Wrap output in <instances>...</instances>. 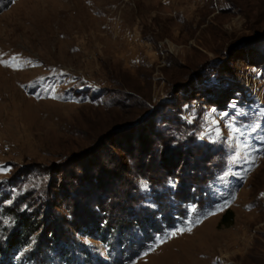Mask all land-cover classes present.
Here are the masks:
<instances>
[{"label":"rangeland","instance_id":"obj_1","mask_svg":"<svg viewBox=\"0 0 264 264\" xmlns=\"http://www.w3.org/2000/svg\"><path fill=\"white\" fill-rule=\"evenodd\" d=\"M0 169V264H264V0H0Z\"/></svg>","mask_w":264,"mask_h":264},{"label":"trees","instance_id":"obj_2","mask_svg":"<svg viewBox=\"0 0 264 264\" xmlns=\"http://www.w3.org/2000/svg\"><path fill=\"white\" fill-rule=\"evenodd\" d=\"M138 152L140 153V155H139V157H137V159L135 160V164H137L139 167H138V171L140 172H150L151 174H155V173H157L158 171H157V169L159 168V165L157 164V161L156 160H154V159H147V157H145V155H143L144 153H141L140 152V150H138ZM116 167H119L118 165L117 166H113L112 168H113V171L114 172H125V170H124V168H121V169H119V170H117L116 171ZM116 168V169H115ZM156 171V172H155ZM160 172L161 173H163V172H165L163 169L162 170H160ZM90 173H92L91 174V177H90V179L89 180H86L87 182H85V181H80L76 186H74V188H73V190L74 191H76V193H82V192H86L87 191V188H86V185H90V184H92V182L94 181L93 179L94 178H92V177H94L93 175H94V172H92V170H90ZM159 173V172H158ZM89 175V174H88ZM87 183V184H86ZM86 189V190H85ZM70 190H72V189H70ZM107 191V192H106ZM112 191H114V189H112L111 190V188L110 189H108V190H103V192H99L98 191V194H99V200L101 201V203H104V200H106V198H110L111 196L112 197H117V195H116V192H115V194L114 195H112ZM71 192H73V191H71ZM125 197H127V196H124V198ZM124 198H116V199H118V203H120V201L123 203V201L124 200H126V199H124ZM128 198V197H127ZM121 199V200H120ZM112 200V199H111ZM111 202V201H110ZM100 203V204H101ZM105 203H109V202H106L105 201ZM99 205V204H98ZM109 205H110V203H109ZM111 206V205H110ZM100 207H102V205H100ZM106 207V206H105ZM109 208V207H108ZM107 208V209H108ZM110 209H112V208H110ZM111 212H113L112 210H111ZM229 210L227 209V210H225V212L222 214V216H221V218H220V222L221 223H227L228 222V220L230 219V215H229ZM114 214V213H113ZM112 214V215H113ZM27 216H29V215H27ZM22 220V223H26L25 221H27V218L25 219V218H22L21 219ZM27 224V223H26ZM24 225V224H23ZM95 225V224H94ZM27 227H28V229H27ZM33 226L32 225H30V226H23L22 228V230H21V233L18 235V234H16L14 237H13V239L11 238L10 239V241L9 242H11L12 240L14 241V238H15V241L17 240V239H19L20 237H22L23 236V232L25 233L27 230H29V229H31ZM22 235V236H21Z\"/></svg>","mask_w":264,"mask_h":264},{"label":"snow or ice","instance_id":"obj_3","mask_svg":"<svg viewBox=\"0 0 264 264\" xmlns=\"http://www.w3.org/2000/svg\"><path fill=\"white\" fill-rule=\"evenodd\" d=\"M14 60H15V58H13ZM0 170H2V169H0ZM262 195H264V194H262ZM173 235H175V233H173Z\"/></svg>","mask_w":264,"mask_h":264},{"label":"bare ground","instance_id":"obj_4","mask_svg":"<svg viewBox=\"0 0 264 264\" xmlns=\"http://www.w3.org/2000/svg\"><path fill=\"white\" fill-rule=\"evenodd\" d=\"M119 36V35H118Z\"/></svg>","mask_w":264,"mask_h":264}]
</instances>
